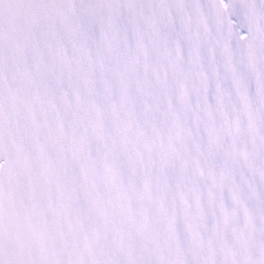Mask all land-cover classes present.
I'll use <instances>...</instances> for the list:
<instances>
[{
    "label": "snow or ice",
    "instance_id": "obj_1",
    "mask_svg": "<svg viewBox=\"0 0 264 264\" xmlns=\"http://www.w3.org/2000/svg\"><path fill=\"white\" fill-rule=\"evenodd\" d=\"M0 264H264V0H0Z\"/></svg>",
    "mask_w": 264,
    "mask_h": 264
}]
</instances>
